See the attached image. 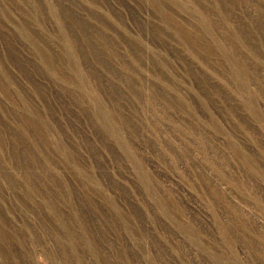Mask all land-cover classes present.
Wrapping results in <instances>:
<instances>
[{"label":"rangeland","instance_id":"1","mask_svg":"<svg viewBox=\"0 0 264 264\" xmlns=\"http://www.w3.org/2000/svg\"><path fill=\"white\" fill-rule=\"evenodd\" d=\"M0 264H264V0H0Z\"/></svg>","mask_w":264,"mask_h":264}]
</instances>
